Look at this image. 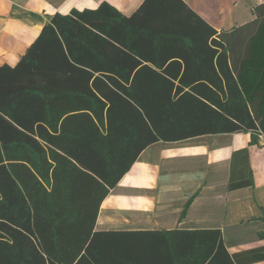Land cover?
<instances>
[{"label": "trees", "instance_id": "trees-1", "mask_svg": "<svg viewBox=\"0 0 264 264\" xmlns=\"http://www.w3.org/2000/svg\"><path fill=\"white\" fill-rule=\"evenodd\" d=\"M216 30L184 0L102 1L47 17L18 62L0 65V264H249L218 228L94 231L100 203L156 141L264 134V2ZM242 31L251 32L245 50ZM248 149L229 190L252 186ZM264 235V234H262Z\"/></svg>", "mask_w": 264, "mask_h": 264}, {"label": "crops", "instance_id": "crops-1", "mask_svg": "<svg viewBox=\"0 0 264 264\" xmlns=\"http://www.w3.org/2000/svg\"><path fill=\"white\" fill-rule=\"evenodd\" d=\"M102 1L130 15L143 0H0V65H15L47 17ZM216 30L255 18L264 0H184ZM248 132L203 134L156 141L144 148L100 203L94 231H166L218 228L230 253L264 246V141ZM247 148L253 185L229 190L233 151ZM145 264L161 256L154 233L146 236ZM249 264H264V260Z\"/></svg>", "mask_w": 264, "mask_h": 264}, {"label": "rangeland", "instance_id": "rangeland-1", "mask_svg": "<svg viewBox=\"0 0 264 264\" xmlns=\"http://www.w3.org/2000/svg\"><path fill=\"white\" fill-rule=\"evenodd\" d=\"M241 33H243V34H241V39H240V42H239L238 46H239V49L241 51H243V50H245L247 38H248V36H249V34L251 32L242 31ZM258 139H262L264 141V134H263V132L261 130H258Z\"/></svg>", "mask_w": 264, "mask_h": 264}, {"label": "built area", "instance_id": "built-area-1", "mask_svg": "<svg viewBox=\"0 0 264 264\" xmlns=\"http://www.w3.org/2000/svg\"><path fill=\"white\" fill-rule=\"evenodd\" d=\"M260 136V135H259Z\"/></svg>", "mask_w": 264, "mask_h": 264}]
</instances>
